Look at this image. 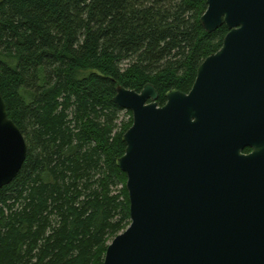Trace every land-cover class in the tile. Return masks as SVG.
I'll use <instances>...</instances> for the list:
<instances>
[{
	"label": "trees",
	"instance_id": "16d2710c",
	"mask_svg": "<svg viewBox=\"0 0 264 264\" xmlns=\"http://www.w3.org/2000/svg\"><path fill=\"white\" fill-rule=\"evenodd\" d=\"M206 0H0V93L27 154L0 189V264H103L130 225L115 89L188 93L228 29ZM245 149L244 152H249Z\"/></svg>",
	"mask_w": 264,
	"mask_h": 264
},
{
	"label": "water",
	"instance_id": "95a60500",
	"mask_svg": "<svg viewBox=\"0 0 264 264\" xmlns=\"http://www.w3.org/2000/svg\"><path fill=\"white\" fill-rule=\"evenodd\" d=\"M206 4L204 31L228 33L188 93L171 90L159 106L151 84L115 89L132 114L116 161L130 225L103 264H264V0ZM26 154L0 93V189Z\"/></svg>",
	"mask_w": 264,
	"mask_h": 264
},
{
	"label": "rangeland",
	"instance_id": "374dc122",
	"mask_svg": "<svg viewBox=\"0 0 264 264\" xmlns=\"http://www.w3.org/2000/svg\"><path fill=\"white\" fill-rule=\"evenodd\" d=\"M129 120V115L127 111H122L120 114V122H127Z\"/></svg>",
	"mask_w": 264,
	"mask_h": 264
},
{
	"label": "flooded vegetation",
	"instance_id": "af4514ba",
	"mask_svg": "<svg viewBox=\"0 0 264 264\" xmlns=\"http://www.w3.org/2000/svg\"><path fill=\"white\" fill-rule=\"evenodd\" d=\"M249 150H250V149H249ZM250 151H251V150H250ZM250 151H249V152H244V151H243V153H244V154H249V153H250Z\"/></svg>",
	"mask_w": 264,
	"mask_h": 264
}]
</instances>
